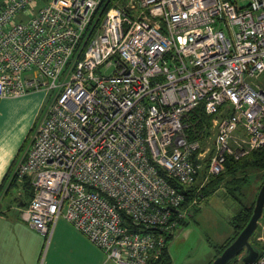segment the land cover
<instances>
[{
  "label": "built area",
  "instance_id": "1",
  "mask_svg": "<svg viewBox=\"0 0 264 264\" xmlns=\"http://www.w3.org/2000/svg\"><path fill=\"white\" fill-rule=\"evenodd\" d=\"M263 72L264 0H0V100L52 94L11 169L19 219L42 236L63 219L101 264L156 261L209 152L184 116H215L206 182L264 146Z\"/></svg>",
  "mask_w": 264,
  "mask_h": 264
},
{
  "label": "rangeland",
  "instance_id": "2",
  "mask_svg": "<svg viewBox=\"0 0 264 264\" xmlns=\"http://www.w3.org/2000/svg\"><path fill=\"white\" fill-rule=\"evenodd\" d=\"M110 71L111 68H107L103 73L108 75ZM252 83L264 89V72ZM29 97L32 102L22 101L19 98L9 99L11 105L6 110H3L0 105V144L11 140L20 131V128L22 129L28 123L32 116V110L36 109L39 102L41 105L34 117L36 126L41 120L52 94L40 92L39 94H29ZM210 139L206 140V146ZM26 146L23 147V150ZM244 176V181L233 184L238 186L239 191H233L231 186L226 183L228 178H225L217 190L199 204L194 213L193 210H190V214L193 213L192 217L187 218L184 225H178L173 230L172 238L167 242L170 264H208L212 260L215 255L212 247L231 235L230 220L232 216L239 209L240 204H244L246 201L249 203L256 194L260 183V172L248 170ZM204 183L201 181L199 186ZM236 198L239 202L235 200ZM258 227H261L264 232V204L257 228L251 235V239L257 235ZM235 264L240 263L237 261Z\"/></svg>",
  "mask_w": 264,
  "mask_h": 264
},
{
  "label": "crops",
  "instance_id": "3",
  "mask_svg": "<svg viewBox=\"0 0 264 264\" xmlns=\"http://www.w3.org/2000/svg\"><path fill=\"white\" fill-rule=\"evenodd\" d=\"M29 94L19 99L32 102ZM9 99L0 100L3 110L10 107ZM40 105L38 102L36 109L32 110L31 119L11 140L0 144V264H101L103 261L101 252L63 219L59 218L54 223L49 236H42L27 226L19 219L18 212V208L28 200L23 192L22 181H16V184L9 187V176L4 183L2 182L15 157L17 156L16 161L20 159L23 153V150L19 152L20 148L28 144L29 135L27 134L34 124V117ZM211 144L212 138L207 146L204 143L203 149L209 148L210 152ZM209 152L205 154V157ZM207 198L190 209L196 211L199 204ZM244 204H248L247 201ZM192 215L187 216L184 221L186 222V219Z\"/></svg>",
  "mask_w": 264,
  "mask_h": 264
},
{
  "label": "trees",
  "instance_id": "4",
  "mask_svg": "<svg viewBox=\"0 0 264 264\" xmlns=\"http://www.w3.org/2000/svg\"><path fill=\"white\" fill-rule=\"evenodd\" d=\"M108 6H109V3L105 5L104 10L107 9ZM213 117L215 116H208L204 114L201 104L195 109H193L191 112L186 114L183 118V123L185 125V128L183 131H184V134L187 140L197 141L200 144L201 148L203 149V146L206 140L212 138L213 136V130L211 128V120L213 119ZM34 127H35V124H33V126L30 128L27 136L30 135ZM22 150H23V146L20 148L19 152H22ZM210 153L211 152H209L207 156L200 163L202 167L196 173L193 185L188 187V189L185 191V200H184V203L182 204L183 208L188 204V202L192 199V197H194V191L198 188V186L200 185L203 179L205 169H206V162H207L208 157L210 156ZM195 154L196 152L193 155ZM16 158L17 156L12 161L9 167V170L4 176L3 181H2L3 183L9 178L11 169L16 162ZM192 160L194 162V159ZM248 170H256L260 172V183L256 189V193H257L262 181L264 180V146L254 151H251L245 156L239 159H236V160H234L230 156H226L224 163H223L222 171L216 176L210 177L196 193L195 197H197V203L207 198L208 196L212 195L217 190L218 186L221 183H223V180L225 178H228L226 183H228L227 185L231 186V189L233 191L234 190L239 191L238 186L236 185L234 186L233 184H238L239 181H244V178H245L244 175ZM157 173L158 175L166 179V181L170 185L175 186L180 190L183 188L181 186H177L173 181L167 179L162 170H157ZM14 184H16V179L14 176H10L8 186L11 187ZM21 184L23 186V192H24L25 198L28 199L26 202H23L21 206V207H25L31 197V188L29 186V182L27 179H24ZM255 195L256 194H254L253 198L248 204H240L239 209L232 216L230 220V226L232 229L231 235L222 244L214 245L212 247L215 253V255L212 257V260L222 252V250L237 236V234L246 225L247 221L249 220L251 210L253 208ZM235 200L239 202L237 198ZM192 210L195 211V209H192ZM185 223L186 222L183 220L179 222L178 225H184ZM172 234L166 237L165 244L163 248L161 249L159 258L154 262H150V264H170V257L167 251V242L171 240ZM249 242L251 245H253L258 250V252H260V248L258 244L255 242L254 238L253 239L249 238ZM211 261H209L208 264ZM233 263H235V258H233L231 261H229L226 264H233Z\"/></svg>",
  "mask_w": 264,
  "mask_h": 264
},
{
  "label": "water",
  "instance_id": "5",
  "mask_svg": "<svg viewBox=\"0 0 264 264\" xmlns=\"http://www.w3.org/2000/svg\"><path fill=\"white\" fill-rule=\"evenodd\" d=\"M264 204V180L254 198L249 220L237 236L209 264H226L237 256H241L242 264H251L258 256V250L250 244L249 238L257 228Z\"/></svg>",
  "mask_w": 264,
  "mask_h": 264
}]
</instances>
